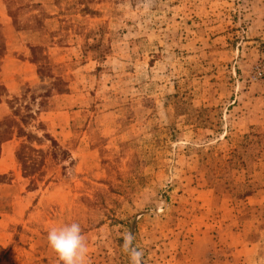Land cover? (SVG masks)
I'll use <instances>...</instances> for the list:
<instances>
[{"label": "rangeland", "instance_id": "rangeland-1", "mask_svg": "<svg viewBox=\"0 0 264 264\" xmlns=\"http://www.w3.org/2000/svg\"><path fill=\"white\" fill-rule=\"evenodd\" d=\"M5 119L0 264H264V0H0Z\"/></svg>", "mask_w": 264, "mask_h": 264}, {"label": "clouds", "instance_id": "clouds-1", "mask_svg": "<svg viewBox=\"0 0 264 264\" xmlns=\"http://www.w3.org/2000/svg\"><path fill=\"white\" fill-rule=\"evenodd\" d=\"M49 247L56 253L62 264H86L87 243L79 223L73 222L48 231ZM139 258V253H134Z\"/></svg>", "mask_w": 264, "mask_h": 264}, {"label": "trees", "instance_id": "trees-1", "mask_svg": "<svg viewBox=\"0 0 264 264\" xmlns=\"http://www.w3.org/2000/svg\"><path fill=\"white\" fill-rule=\"evenodd\" d=\"M12 14L10 13V17ZM14 130H16L17 136H19V133H21L20 128H18L17 124L15 122L9 121V120H3L0 122V143L4 142L6 140H9V138L13 135ZM28 138H31L30 135H27ZM19 159V158H18Z\"/></svg>", "mask_w": 264, "mask_h": 264}]
</instances>
